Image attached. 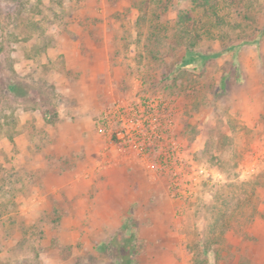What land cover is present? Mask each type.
<instances>
[{
    "label": "rangeland",
    "instance_id": "374dc122",
    "mask_svg": "<svg viewBox=\"0 0 264 264\" xmlns=\"http://www.w3.org/2000/svg\"><path fill=\"white\" fill-rule=\"evenodd\" d=\"M143 95L186 195L97 131ZM0 264H264V0H0Z\"/></svg>",
    "mask_w": 264,
    "mask_h": 264
},
{
    "label": "built area",
    "instance_id": "2783aa9c",
    "mask_svg": "<svg viewBox=\"0 0 264 264\" xmlns=\"http://www.w3.org/2000/svg\"><path fill=\"white\" fill-rule=\"evenodd\" d=\"M94 123L110 150L166 176L175 194L190 193L194 166L175 136V113L163 96L115 99Z\"/></svg>",
    "mask_w": 264,
    "mask_h": 264
},
{
    "label": "trees",
    "instance_id": "16d2710c",
    "mask_svg": "<svg viewBox=\"0 0 264 264\" xmlns=\"http://www.w3.org/2000/svg\"><path fill=\"white\" fill-rule=\"evenodd\" d=\"M204 57L205 56L203 54L188 50V51H186L185 55L182 57L180 65L192 66L194 61H196L200 58H204Z\"/></svg>",
    "mask_w": 264,
    "mask_h": 264
}]
</instances>
